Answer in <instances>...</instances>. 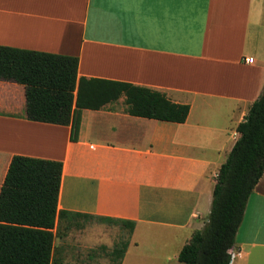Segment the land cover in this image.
<instances>
[{"label":"crops","instance_id":"0c3cea01","mask_svg":"<svg viewBox=\"0 0 264 264\" xmlns=\"http://www.w3.org/2000/svg\"><path fill=\"white\" fill-rule=\"evenodd\" d=\"M0 46L75 56L79 79L145 87L190 107L185 123L165 122L129 115L123 96L83 110L73 134L27 119L26 88L0 80V192L14 157L61 161L59 212L135 222L132 234L108 226L129 241L122 264H182L208 223L237 128L264 92V0H0ZM101 225L64 218L52 264L108 250L90 241ZM233 253L231 264H264V174Z\"/></svg>","mask_w":264,"mask_h":264},{"label":"trees","instance_id":"16d2710c","mask_svg":"<svg viewBox=\"0 0 264 264\" xmlns=\"http://www.w3.org/2000/svg\"><path fill=\"white\" fill-rule=\"evenodd\" d=\"M79 59L0 46V80L26 88L27 119L80 127L83 110H102L125 97L126 112L135 117L185 123L188 105L129 83L78 78ZM240 138L215 180L208 223L181 250L182 264H231L248 200L264 174V92L237 128ZM76 140V138L73 137ZM63 175L61 161L16 156L0 192V264H52L61 221L96 219L132 234L135 222L58 211ZM58 231L53 230L57 226ZM129 241L112 251V264H122Z\"/></svg>","mask_w":264,"mask_h":264},{"label":"rangeland","instance_id":"374dc122","mask_svg":"<svg viewBox=\"0 0 264 264\" xmlns=\"http://www.w3.org/2000/svg\"><path fill=\"white\" fill-rule=\"evenodd\" d=\"M100 224H104V226L101 225L99 227L100 229H99L97 238H94L93 240L91 239L90 241L95 244L99 242H103V244L107 245L108 250L99 248V249H94V250H88V252L86 253L82 252L81 255L78 257H75V255H73L72 256L73 261L68 262V264H112V259H113L112 254H111L113 251L112 242H115V244L117 245L118 242L120 243V241H124V239H126V235H122V236L115 235L114 237V234H116L120 230L118 231L117 230L118 228L117 229L114 227L109 228L108 226H115V225H110V224H105V223H100ZM103 228L105 230L103 231V233H100V230ZM106 228H109V229H106ZM112 231H115L116 233H113ZM59 243L60 241L57 242V248L61 245Z\"/></svg>","mask_w":264,"mask_h":264},{"label":"built area","instance_id":"2783aa9c","mask_svg":"<svg viewBox=\"0 0 264 264\" xmlns=\"http://www.w3.org/2000/svg\"><path fill=\"white\" fill-rule=\"evenodd\" d=\"M246 62H251V59H246Z\"/></svg>","mask_w":264,"mask_h":264}]
</instances>
